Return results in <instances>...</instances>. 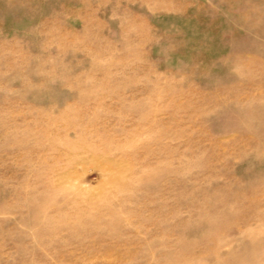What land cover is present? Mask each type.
<instances>
[{
  "label": "rangeland",
  "instance_id": "374dc122",
  "mask_svg": "<svg viewBox=\"0 0 264 264\" xmlns=\"http://www.w3.org/2000/svg\"><path fill=\"white\" fill-rule=\"evenodd\" d=\"M0 264H264V0H0Z\"/></svg>",
  "mask_w": 264,
  "mask_h": 264
}]
</instances>
